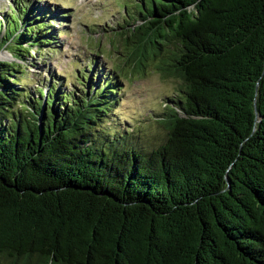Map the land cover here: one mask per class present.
Instances as JSON below:
<instances>
[{
	"label": "trees",
	"instance_id": "trees-1",
	"mask_svg": "<svg viewBox=\"0 0 264 264\" xmlns=\"http://www.w3.org/2000/svg\"><path fill=\"white\" fill-rule=\"evenodd\" d=\"M124 1V64L174 80L149 146L105 127L120 72L32 91L53 23L0 18V264H264V0Z\"/></svg>",
	"mask_w": 264,
	"mask_h": 264
},
{
	"label": "rangeland",
	"instance_id": "rangeland-1",
	"mask_svg": "<svg viewBox=\"0 0 264 264\" xmlns=\"http://www.w3.org/2000/svg\"><path fill=\"white\" fill-rule=\"evenodd\" d=\"M124 2L0 0V18L10 12L11 5L18 4L20 9L26 8L33 19L48 13L47 18L53 23L51 48L39 52L32 49V58L28 57L25 63L26 74L22 83L32 91L40 86L46 88L52 81L58 82V87L71 89L76 76L83 70L89 72L87 85L89 81L101 84L104 74L110 76L120 72L123 91L105 127L115 130L118 136L127 131L131 133L128 138L132 144L149 146L162 132L152 118L163 110L165 98L174 88V80L165 78L157 70L156 62L147 65L138 75L124 64L132 43L115 35L118 27L124 24ZM11 56L7 51L0 52V59L4 61H12Z\"/></svg>",
	"mask_w": 264,
	"mask_h": 264
},
{
	"label": "water",
	"instance_id": "water-1",
	"mask_svg": "<svg viewBox=\"0 0 264 264\" xmlns=\"http://www.w3.org/2000/svg\"><path fill=\"white\" fill-rule=\"evenodd\" d=\"M0 60H3V59H0Z\"/></svg>",
	"mask_w": 264,
	"mask_h": 264
}]
</instances>
